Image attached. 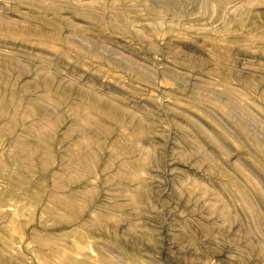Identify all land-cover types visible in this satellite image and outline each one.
<instances>
[{"label": "rangeland", "instance_id": "374dc122", "mask_svg": "<svg viewBox=\"0 0 264 264\" xmlns=\"http://www.w3.org/2000/svg\"><path fill=\"white\" fill-rule=\"evenodd\" d=\"M0 264H264V0H0Z\"/></svg>", "mask_w": 264, "mask_h": 264}]
</instances>
